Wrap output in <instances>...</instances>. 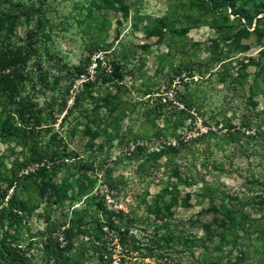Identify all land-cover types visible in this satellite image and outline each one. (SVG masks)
I'll use <instances>...</instances> for the list:
<instances>
[{
  "label": "rangeland",
  "instance_id": "rangeland-1",
  "mask_svg": "<svg viewBox=\"0 0 264 264\" xmlns=\"http://www.w3.org/2000/svg\"><path fill=\"white\" fill-rule=\"evenodd\" d=\"M101 1L48 0L40 14L41 0H0V68L30 57L0 96V124L20 130L0 135V240L16 252L0 264H72L54 253L70 236L80 264H103L106 239L114 264H264L263 243L242 257L232 237L212 238L232 209L240 236L264 233V38L246 21L264 0L226 12L202 0ZM210 60L204 78L185 71ZM82 64L94 80L113 66L124 75L119 109L99 124L72 109ZM90 95L80 97L91 109Z\"/></svg>",
  "mask_w": 264,
  "mask_h": 264
},
{
  "label": "trees",
  "instance_id": "trees-1",
  "mask_svg": "<svg viewBox=\"0 0 264 264\" xmlns=\"http://www.w3.org/2000/svg\"><path fill=\"white\" fill-rule=\"evenodd\" d=\"M109 1L110 0H102L101 2L103 4H107ZM118 1L120 0H113V2H118ZM47 2L48 0H41L40 7L37 10L38 13L43 14L42 7ZM201 4L203 8L209 11L219 10L221 12L222 11L226 12L228 9L235 8L236 0H202ZM241 20H242L241 16H237L236 21L238 23H241ZM246 21L250 26H252L254 23V28H253L254 33L258 36L260 40L263 39L264 38V15L255 19V22H253L254 21L253 18H246ZM221 29H224L225 31L224 27H221ZM36 41L37 40L34 39V41L30 43L29 45L30 51L35 52ZM261 53L264 54V49L261 51ZM29 61H30L29 56H25L22 58L13 57L10 61H6L4 64H2L0 68V96L6 91L7 86L11 82V77H13L15 74V71H16L15 69H17V67L20 64L27 65ZM214 63L215 62L213 60H210L209 62H206L204 64H199L197 68L188 66L185 69V71L187 74L190 75L191 78L194 77L192 74L195 71H197V74L199 77L204 78L205 76L212 74L213 69H211V67L214 65ZM88 65L89 64H82L79 67L72 69V78L84 77V76L86 77L85 78L86 80L82 83L83 91L78 96L74 97L72 109L83 107L82 109L85 112V117L92 123L99 124L101 122L102 117H104L101 111L105 110L106 112L113 115V113L119 109L117 101L121 99L120 97H121V93L123 92V89L125 92L128 90H127L126 84L124 83V75L121 73H118L119 67L113 66L114 68L110 74L108 73L105 74V76H103V78L101 79H100V76H97L95 77V80H94V78L88 72ZM98 84L100 85L112 84L113 89L112 91H107L106 93H103V92L98 91L100 89L98 87ZM95 88L97 91L95 92L96 96L90 95L91 94L90 91ZM82 93H89L90 95L89 97H91V99L93 100V107L91 109L89 107L83 106L84 105L83 103L85 102L86 98L80 97ZM252 99L253 98L251 96L249 98V102L254 105V102ZM33 106H34V103L31 102L28 105H25L21 108L20 118L22 119V121L24 119V115L27 114L33 108ZM19 131H20L19 128L10 126L8 119H5L0 124V135L4 137L17 136ZM41 159L42 158H40L39 161ZM50 159L52 160V158ZM45 170H46L45 167H41L38 170V172L40 174L44 172ZM255 183L257 185L264 187V174L262 177L257 178ZM48 185L49 184L47 183L43 184L44 187H47ZM209 194H210V190H209V187L207 186L203 190V195L206 196ZM209 202L211 204V207H215L213 198H210ZM262 205L263 204H261L260 207H262ZM97 207L100 211H103L104 213H109V210L107 209V207L103 205L102 203L98 202ZM3 209L7 210V208H3ZM19 209H23V207L19 206ZM230 213L231 214L228 217L225 215L226 216L225 219L217 220V222L219 223L218 228L216 230L217 236H213L212 238L219 237L223 241L225 238L227 239L229 237H232L233 241L231 242V245H233L234 249H240L242 257H245L249 253V248L252 244L256 246H259L261 243L264 244V233H258L255 238H251L250 237L251 235L248 233H244L243 236H240V234H238V227L235 221L233 220L237 216V209H232ZM228 221H231V222L234 221L232 226H229L227 224ZM107 224L110 230H115L118 233L121 243H123L124 241H127L125 239H127L126 237L129 233V230H124L123 232H121V227H120L121 225H117L113 221H110ZM247 237L249 238L247 239ZM246 240H248L249 242H247ZM112 243H113L112 239H106L104 241H101V246H98L96 249V252L99 254V259L103 264H114L115 262L114 256L112 253L113 251V248L111 246ZM154 244L158 245V243L156 242H154ZM71 247H73V243H72V237L70 236L68 238V242L66 246L64 248L58 247V249H56L54 253H56L59 257H63V254L67 253L68 262L72 264H80L81 257L79 254H75L72 256L68 254V252L71 250ZM0 248L2 249L0 252V255L3 259H5L6 261H8L9 259H12L14 261L16 259V252L13 249L7 248V246L1 240H0ZM119 261L120 262L116 264H126L124 258H120ZM262 263L264 262L262 261ZM157 264H161V263H157Z\"/></svg>",
  "mask_w": 264,
  "mask_h": 264
}]
</instances>
